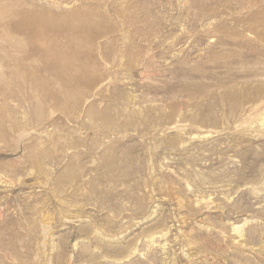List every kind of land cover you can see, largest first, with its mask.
Returning <instances> with one entry per match:
<instances>
[{
	"label": "rangeland",
	"instance_id": "1",
	"mask_svg": "<svg viewBox=\"0 0 264 264\" xmlns=\"http://www.w3.org/2000/svg\"><path fill=\"white\" fill-rule=\"evenodd\" d=\"M0 264H264V0H0Z\"/></svg>",
	"mask_w": 264,
	"mask_h": 264
}]
</instances>
